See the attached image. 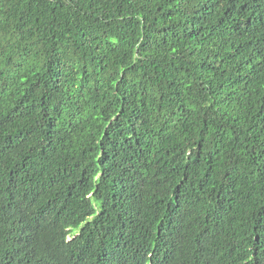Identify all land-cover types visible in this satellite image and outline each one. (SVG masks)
Returning a JSON list of instances; mask_svg holds the SVG:
<instances>
[{"label":"trees","instance_id":"1","mask_svg":"<svg viewBox=\"0 0 264 264\" xmlns=\"http://www.w3.org/2000/svg\"><path fill=\"white\" fill-rule=\"evenodd\" d=\"M0 264H264V0H0Z\"/></svg>","mask_w":264,"mask_h":264}]
</instances>
